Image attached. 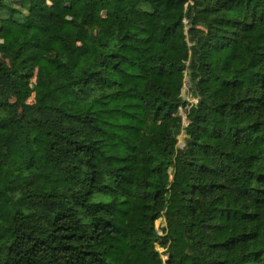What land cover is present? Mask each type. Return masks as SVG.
<instances>
[{
	"label": "trees",
	"instance_id": "1",
	"mask_svg": "<svg viewBox=\"0 0 264 264\" xmlns=\"http://www.w3.org/2000/svg\"><path fill=\"white\" fill-rule=\"evenodd\" d=\"M54 1L0 0V264H264V0Z\"/></svg>",
	"mask_w": 264,
	"mask_h": 264
},
{
	"label": "rangeland",
	"instance_id": "2",
	"mask_svg": "<svg viewBox=\"0 0 264 264\" xmlns=\"http://www.w3.org/2000/svg\"><path fill=\"white\" fill-rule=\"evenodd\" d=\"M48 3L51 5H55L54 0H48ZM63 10H64V14L66 17L71 18L75 14L74 6L71 3L65 4L63 6ZM100 12L104 17H106L108 15L107 7H102L100 9ZM91 14H92V8H87L85 11V18L90 19ZM194 21L196 22V25H197L196 26L197 32L203 33V36H201L200 39L198 38V42H201V43L205 42V43H202L205 45L204 46L205 48H206V44L208 41H211V42L213 41V43H216V45L217 43L221 42L220 35H221L222 29L226 25L225 22H221L219 20H207L206 18L202 17L199 14V12L194 17ZM2 33L0 34V42H2L5 46L19 45L25 38L24 35L20 34L19 32L13 35L8 32H6L5 35H3ZM46 46L47 48H44V50H41L38 48H31L27 46L24 47L23 49L24 54H26L34 62V73L38 69H42L45 66L46 56L49 52L48 46L59 48V43L50 42ZM91 47H92V40L90 36L89 41L87 43L80 45V48H81L80 55L82 59L77 63L78 67L84 61V59L89 56L91 52ZM0 59L12 67V77L15 83H18L21 79L25 77V70L18 67L19 58H16V57L11 58L8 54L1 52ZM221 67H222V64H218V65L213 64L212 66L213 70L217 72H219ZM29 85H30V95L25 97L24 103L21 105V108H20L22 111H26L29 106L28 103L33 102L40 95L41 89L46 88L49 85H51V82L49 79L46 80L44 78H37L33 76L30 79ZM199 87L203 90V92L210 93L212 90L211 80H209V82H204V83L200 82ZM183 89H185V86L183 87ZM2 96L8 101L14 100L15 98L14 91L10 87V85L4 87ZM179 141H180V144H182L183 140H182L181 135H179ZM160 224H161V221L157 219L155 221V225L160 226ZM156 247H158L160 251H163V247H159L158 244L156 245ZM166 256H167L166 254H163V258H166Z\"/></svg>",
	"mask_w": 264,
	"mask_h": 264
}]
</instances>
